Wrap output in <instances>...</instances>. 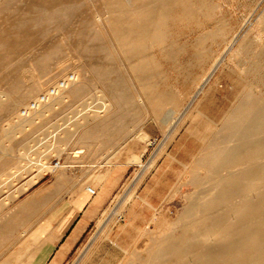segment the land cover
Masks as SVG:
<instances>
[{
    "label": "rangeland",
    "instance_id": "1",
    "mask_svg": "<svg viewBox=\"0 0 264 264\" xmlns=\"http://www.w3.org/2000/svg\"><path fill=\"white\" fill-rule=\"evenodd\" d=\"M69 75L78 96L14 127ZM262 108L264 0H0V264H37L111 170L122 184L61 264H205L210 244L176 255L169 243L194 234L185 225L216 178L258 170V139L239 133ZM232 210L216 218L229 227ZM158 251L171 255L158 262Z\"/></svg>",
    "mask_w": 264,
    "mask_h": 264
},
{
    "label": "bare ground",
    "instance_id": "2",
    "mask_svg": "<svg viewBox=\"0 0 264 264\" xmlns=\"http://www.w3.org/2000/svg\"><path fill=\"white\" fill-rule=\"evenodd\" d=\"M63 93H64L63 95L61 94L60 96L55 98V101L53 103L47 104L46 106H44V108L41 111L35 112L33 118L30 117L27 118L26 120L24 119L25 121L23 122L21 118L17 117L16 118L17 121L14 123V127L24 128L25 124L32 123L33 121L36 120H42L46 116V114L51 112L55 107L61 106L66 98H70V97L74 98L78 96L80 94V87L78 86V81L72 84L71 87H69V89L65 90ZM93 116L94 115H92V117ZM85 118L86 116L80 119L81 120L83 119L84 121ZM80 127H82V125L79 126V128ZM74 130L77 129L74 128ZM69 132L63 130L59 133L58 141H57V145H58L57 151L61 152L62 147L66 145ZM239 134L244 138H246V140H248L249 138L258 139L259 142L258 154L255 157L260 161L258 170L255 172L232 171L227 173V176L223 178V180H221L219 177L215 179L214 182L216 183L217 186L216 192L215 193L212 192L207 197L205 202L201 204L196 210L193 211V214L195 216H198L197 220L192 224L189 223L188 225H185L186 226L185 229L194 234L184 236L178 241L169 243V246L172 249H179L178 252H176V255L180 251H182L186 242L195 239L194 241L196 242L199 241L200 243L203 242L204 244H210L208 250H205L202 254H199L197 257L199 259L200 258L204 259L205 264H264V109L263 108L260 110V113L258 114L257 122L252 126L250 125L249 127L241 129ZM69 137L72 138V136ZM249 142L246 143L241 148V150H238V148L234 147L231 151L230 161L234 160L233 158L236 155L238 156L246 152L250 148ZM77 150L81 151V149H77ZM80 154L81 152H76L74 156L75 159ZM43 168L44 166L41 165L40 170L41 169L43 170ZM59 169L61 170L62 168ZM62 172H65V169ZM39 177L40 176H38L37 178H33L30 182L27 183V185L21 188V191L24 192L30 186L35 185ZM57 178L59 177L57 176ZM239 184H244L245 186L247 185L248 187L246 186V189H241L245 191H243V193H241L240 195L238 194L239 196H235V194L237 193H234V198H233V196L231 195L233 194L232 191L235 188H237L236 186H238ZM224 190H226V194H223ZM225 196H227L228 203L221 204L216 202L218 200L224 199ZM236 200H239L238 206H236V204L233 203ZM223 207H226L228 209L229 208L233 209L232 211L227 213L228 220L232 223L231 226L229 227L226 225L224 226L223 220L222 222L220 219L216 218V215L221 211ZM119 213L120 212L114 213V216H117ZM191 214L192 211L186 212L185 214L186 218H188V216H190ZM233 221H236V223H233ZM185 246L187 248V245ZM170 255L171 254H169V251H164V252L158 251L156 255V259L159 262L162 261V258H166ZM189 263L191 264L192 262Z\"/></svg>",
    "mask_w": 264,
    "mask_h": 264
},
{
    "label": "crops",
    "instance_id": "3",
    "mask_svg": "<svg viewBox=\"0 0 264 264\" xmlns=\"http://www.w3.org/2000/svg\"><path fill=\"white\" fill-rule=\"evenodd\" d=\"M124 175H114V170L105 173L102 180L98 184H93L95 197L91 201H86L85 197H79L74 204L75 214L65 215L58 227V238L53 242H46L45 248L41 253V258L37 264H50L52 256L57 254V259L53 264H61L63 259L71 253V251L81 241L88 229L95 223L97 217L103 209L113 199L118 188L124 180ZM55 253V254H54Z\"/></svg>",
    "mask_w": 264,
    "mask_h": 264
},
{
    "label": "built area",
    "instance_id": "4",
    "mask_svg": "<svg viewBox=\"0 0 264 264\" xmlns=\"http://www.w3.org/2000/svg\"><path fill=\"white\" fill-rule=\"evenodd\" d=\"M74 76L69 75L63 80L59 81L56 86L50 88L44 95H41L34 103H31L27 110L23 112V116L28 114V111L36 110L39 105L45 104L49 99L56 97L61 91L68 88V86L74 82ZM87 192L94 195L95 192L92 189H87Z\"/></svg>",
    "mask_w": 264,
    "mask_h": 264
}]
</instances>
